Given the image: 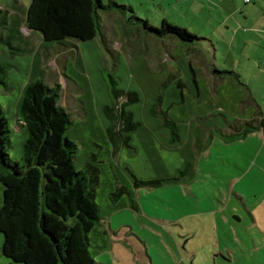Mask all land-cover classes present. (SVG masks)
Segmentation results:
<instances>
[{
	"label": "rangeland",
	"instance_id": "1",
	"mask_svg": "<svg viewBox=\"0 0 264 264\" xmlns=\"http://www.w3.org/2000/svg\"><path fill=\"white\" fill-rule=\"evenodd\" d=\"M30 1L18 0L19 12H26ZM117 1L121 4H131L140 18L148 17L155 27L161 25V10L155 7L151 0ZM262 2L264 3V0ZM250 5H254L253 2ZM148 8H157V11L152 13ZM263 10L258 8L259 13H263ZM169 13L164 12V15ZM126 18L122 20L115 13L103 14L101 29L109 40V48L105 46L102 35H98L96 39L78 45L79 54L69 56L66 68L62 66L60 69L65 82L72 79L78 85V89L72 92L70 102V88L67 87V91L64 88L61 97V103L73 109V124L66 134L79 146L76 168L80 169L84 161L90 158V151L99 152L101 159L100 162L94 163L101 169V183L97 188L96 201L100 207L102 225L88 233L87 242L95 264H213V257L217 264H264V175L260 173L259 161L254 164L252 159L241 157L243 150H236L240 165L243 168L250 166L255 170V181L248 182L246 179L238 182V195L232 193L230 187L229 191L221 192L218 185H227V170L230 167L236 168L234 164L223 159L224 163L219 165L220 171H205L203 174L202 163V168L189 173V165H185V160L193 159L195 155L189 145L191 141L181 151L170 152L166 148L168 138L164 139L162 134V131H166L168 135V129L161 126L160 117L154 118L148 114L150 103L161 95L162 108L177 122L184 140H187L188 128L185 121L195 118L193 123L199 122L200 126V120L196 119H204L207 111L212 114V122L218 121L221 125L225 124L223 115L246 118L243 116H249L254 111L253 105L246 106L250 92L256 94L259 102L264 104V67L255 69L249 66L248 62L244 65L242 62L240 70L243 71L246 81L232 80L233 85L228 82L215 87L198 74L196 85L191 78L188 56L183 48L176 47L175 40L146 38L139 27L133 26L135 24H126ZM184 19L187 20L181 22V25L188 26L189 31L194 33L196 22L188 16ZM177 22L180 23V20ZM23 30L29 31L26 26ZM207 31L201 29L197 32H201L199 36H203ZM214 39L216 41L217 36ZM27 42L33 46V51L18 52L11 56L7 44L0 40V61L11 64L7 86L0 89V104L11 129L12 145L9 154L13 160H20L24 139V129L15 122L16 102L22 86L43 73V61L45 64L48 62L45 54L53 55L57 49L51 46L54 42L44 40L36 31L30 34ZM199 47L212 51L207 41H203ZM216 47L221 48L219 44ZM110 48L115 49L113 54H110ZM238 48L233 49L235 56L250 55L248 46L242 53L238 52ZM168 51L171 52V57ZM257 52L264 56L262 49ZM217 53L216 62L221 67L225 54L221 50ZM155 58L160 64L156 63ZM192 58L195 64H204L203 57L197 51H194ZM49 64L45 74L47 77L53 74L49 77L50 81L59 80L61 75L57 76L52 58L49 59ZM226 68L230 69L228 66ZM217 70L221 71V68ZM176 73L186 82V87H178L176 79L170 78V74ZM110 77L116 81L117 88L136 90L140 94V101L127 107L133 112L134 119L141 123L131 133L129 147L122 146L115 154L109 152L110 161L114 164L112 169L119 178L112 173L108 164V154L104 148L109 143L105 139L104 123L97 114L98 111L104 119L102 107L110 101ZM216 91L219 96L215 98ZM180 92L185 95L183 101ZM82 106L87 109L85 117ZM153 126H156V132L153 131ZM146 131L152 136H148ZM197 133H200L199 128L193 127L192 138L196 137ZM139 136L148 139V144L141 142ZM213 146V158L222 157L216 144ZM223 151L226 152V148H223ZM232 152L229 154H234ZM136 155L137 159L134 158ZM160 156L166 159L168 165L162 167L163 163L158 159ZM175 160L180 170L179 174L176 171L175 179L167 178L162 181V185L149 188L142 186L137 180L165 176L169 173L168 167L173 171L172 161ZM125 167L133 171L130 173ZM213 167L216 168L215 165ZM116 179L120 183L128 184L136 207L129 206L133 199L127 194L119 197L115 203L110 200L116 198ZM186 181L190 183L186 184ZM135 182L139 184L138 187H134ZM215 249L226 257L220 254L215 256ZM190 252H197L199 256H190Z\"/></svg>",
	"mask_w": 264,
	"mask_h": 264
},
{
	"label": "trees",
	"instance_id": "2",
	"mask_svg": "<svg viewBox=\"0 0 264 264\" xmlns=\"http://www.w3.org/2000/svg\"><path fill=\"white\" fill-rule=\"evenodd\" d=\"M110 13L127 17L128 25L135 24L150 37L171 36L186 44L204 38L166 19H161V25L155 27L148 18H140L131 4L117 0H31L24 13L19 12L18 0H0V40L7 44L11 56L33 51L20 30L24 22L31 31L55 44L70 39L94 40L102 35L108 47L101 21L103 14ZM109 51L113 54L115 49ZM10 66L0 61V89L7 86ZM110 81V101L103 105L102 112L108 121L105 134L114 152L121 146L129 147L130 133L140 126L127 108L140 101V94L117 88L112 77ZM176 84L183 87L179 78ZM62 92V85L48 84L43 73L22 87L15 109V122L24 129L20 160L11 159L9 154L11 129L0 104L1 252L12 262L95 264L87 242L88 233L100 226L102 219L96 201L100 184V169L94 163L97 153L91 152L82 167L76 168L79 146L66 134L73 124V109L61 103ZM180 96H183L181 92ZM161 101V95L155 97L149 113L162 119L170 140L175 142L179 137L177 124L162 108ZM261 126L264 122L257 118L232 120L229 136H243ZM138 181L156 186L163 179ZM121 187H116V197L122 193Z\"/></svg>",
	"mask_w": 264,
	"mask_h": 264
},
{
	"label": "crops",
	"instance_id": "3",
	"mask_svg": "<svg viewBox=\"0 0 264 264\" xmlns=\"http://www.w3.org/2000/svg\"><path fill=\"white\" fill-rule=\"evenodd\" d=\"M151 1L155 5V7H159V9L161 10L160 19H166L175 24L178 23L177 20L178 21L180 20V23L178 24L181 25V22H184L185 20H187L184 18L188 16L189 19H193L196 22V24H194L195 29H196L194 33L199 35L202 33L201 32L199 33L197 31H201V29L208 30L207 32L203 33L204 38L200 42L193 43V44H186L182 42L180 43L178 39L171 37V36L163 37V38L175 40L176 47L179 46L180 48L184 49V52L188 56L187 63L189 64V67H190V63L192 66V68L190 67L191 78L196 85H198V79H197L198 74H200L206 81H208L211 86H215V87L220 83H228V82L229 84L233 85L232 80H236L237 82L246 81L245 80L246 78L243 76L244 75L243 71L240 70L242 62H243V65L245 64V62H248V65L255 69L257 67H260V68L264 67V56H261L257 52L259 49H262L264 51V12L259 13L258 11L259 7L264 9V3L262 2V0H249L248 2H245L244 0H151ZM251 2H253L254 5H250ZM142 3L143 2L141 1L140 4ZM149 10L152 13H154L155 10L157 11V8L149 9ZM163 11L168 12V13L170 12L168 14L169 16L164 15ZM123 18L124 16L121 17L122 20ZM25 26L26 25L23 22L21 24L20 30L22 34L26 36V38H29L30 34L33 33L34 31H31L26 26L29 31L24 32L23 28ZM142 33L144 34L146 38H153L156 40L160 39V38L150 37L149 35H146L143 31ZM215 36H217L216 41L214 39ZM203 41L208 42V44L212 48V51H210V49L207 50V49H204V48L202 49L199 47L203 43ZM85 42L86 41L76 42L70 39L68 41H65L59 44L51 43V46L53 48L54 47L57 48L55 50V54L53 55L50 54L49 56V54L46 53L45 59L48 58L46 59L48 62H46L45 64V62L43 61V74H45L46 69H48L47 67L50 66L49 59L52 58L54 62V66L57 69V76H59L60 74L61 77L59 76V80L56 79L54 81H50L49 77L51 76L52 73L50 74L49 77H47V74H45L46 80L48 84L50 85H52L55 82L60 83L63 87V92H64V88H65V91H67L66 89L67 87L70 88L71 91L69 90L70 91V95H69L70 98L68 99L69 102L71 101L72 92L74 91V89L75 91L76 89H78V85L72 79H69L67 82H65L63 80V75L60 73V69L62 68V66L66 68V64L69 59V56H75L79 54L78 45L84 44ZM217 44H219L221 48L216 47ZM246 46H248V52H250L249 56L247 57L245 55L235 56L233 49H236V47H239L238 52L242 53L247 49ZM176 47L172 49L174 50L176 49ZM219 50H221L225 54L223 60L221 61V67H219L217 64L218 62H216L218 59L217 52ZM194 51H197L200 54V56L203 57V63H204L203 65H197L194 63L193 58H192ZM168 54L171 57L170 51H168ZM64 58H65V63H64ZM242 59L244 61H242ZM156 63L160 64V62L157 59H156ZM226 66L230 67V69H227V68L225 69ZM52 68L53 67H51V70ZM217 68H221V71L217 70ZM225 71H233V73L225 72ZM9 75L10 74L8 72V78H9ZM250 77L253 80V76L251 75ZM170 78H174L176 80L178 78L181 79V83L183 85L182 88L187 86L186 82L183 81L182 78L179 76V73L170 74ZM252 80L250 81L252 82ZM181 93L183 94V96L182 98L180 96V98L183 101L185 98V95L183 92ZM214 95H215V98L218 97L219 92L216 91ZM247 105H253L254 107V111L252 112L251 115L243 116L246 118L229 117L227 115H223L224 120H225L224 125H221L218 121L212 122L211 120L212 114L208 111L205 113L204 119L202 118L200 119L199 117H197L196 120H200V126H199V122H197V124L193 123L194 122L193 120L195 118L191 119V121L190 120L185 121V123H187L188 125L187 132H186L187 140L183 139L181 133L179 132L178 125H177V131H178L179 137H178V140L175 142H172L170 140L169 133L167 135L166 131H162V134L165 136L164 139L168 138V141H169L168 146L166 148L170 150V152L174 150L181 151L184 148V146H186L188 142L191 141L189 142L191 143L189 145L191 149L194 151L195 155L193 159L187 158L189 160H185V165L187 166L189 165L188 166L189 173L194 172L195 169H199L200 167L202 168V163L204 164L203 166L204 169L202 168L203 174L205 171H207V173H215L216 171L221 170L219 169V165L221 163H224L223 159H227L228 162L233 163L236 168L230 167L227 170L228 183L226 186L218 185V189L221 192L230 190L232 193H236V195H238L236 191L238 190L236 189L237 183L243 180H246V179H248V182L250 181L254 182L256 178V172L253 169V167L249 166L248 168H243L240 165V162H239L240 157H238V155L235 154L237 153L236 150H243V152L241 153V157L242 158L245 157L250 160L252 159V161H254V164L255 162L259 161L260 173L261 175L262 174L264 175V126H261L259 129L249 132L243 136H239L235 138H231L229 136V134L231 133V128L229 127V123L232 120L242 121V120H249L252 118H257L259 121L264 122V104L259 102L258 96L256 94L252 92L248 94L246 106ZM83 109H84V106H83ZM83 113H84L83 114L84 117L87 116V109H84ZM166 113L169 116L167 111ZM97 114L99 116L100 121L104 123V133H105V127L108 121L105 119V117L104 119H102L103 116H101L98 111H97ZM148 114L154 118L159 117V116L151 115L149 113V109H148ZM133 117H134V114H133ZM201 123H203V125H201ZM161 126L165 127L163 125L162 119H161ZM154 127L156 126H153L152 129L154 132H156V128ZM193 127H196V128L198 127L200 133H197L196 137L192 138L191 135H192ZM131 133H130V136H131ZM146 134L150 137L152 136L149 131H146ZM139 137L141 138L140 139L141 142L145 143L146 145L148 144V141H149L148 139L145 140V138L141 136ZM105 139L109 143V145H107V147L104 148L108 154V158H107L108 164L111 167L112 173L115 174L116 177H118L115 170L112 169L114 164L110 161L109 152H112V154H115L116 152L119 151L120 148L116 149L113 152L112 145L108 141L106 134H105ZM214 144H216L218 152L222 155V157L219 156L218 158L216 157L213 158L212 155L214 153V146H213ZM233 146H234V152H232ZM223 148H226L227 151L226 152L223 151ZM230 151L234 154H229L231 153ZM91 152L93 151H90L88 155H90ZM135 152H136V149H135ZM95 153H97L96 161L100 162L101 159H100L99 152H95ZM134 158L137 159V155L134 156ZM158 159L163 163L162 167H164V165L165 166L168 165L164 157L160 156ZM217 159L218 160L222 159L223 161L220 162ZM154 160H157V159L154 158ZM172 164H173V171L171 170V167H168L169 173L165 174V176H161V178L159 179H163V180L167 178L175 179L176 171L178 172L180 170H178L179 166L177 165L176 160L172 161ZM213 165H215L216 168L213 167ZM206 167H209V168H206ZM125 168L128 169L130 173L133 171L132 169L130 170V168L128 167H125ZM99 169H100V166H99ZM100 173H101V169H100ZM179 177L180 175L177 177V179ZM196 177H197V174L195 171V178ZM100 183H101V178H100ZM136 183L137 182H135V184L133 183L134 187L135 185L136 187L139 186V184H136ZM189 183L190 181H186V184H189ZM114 184L116 185V187L122 186L121 188L123 191L122 193L118 195V197L114 199L110 198V200L113 203L117 202L118 198L121 196H124L125 194L131 196V199H133L131 190L128 187L127 183H122V182L120 183L119 180L116 179V182ZM141 185L148 187V188L154 187V186L147 185V184H141ZM160 185H162V183ZM156 186H159V185H156ZM228 187H230L229 190H228ZM129 206L136 207L134 199H133V202ZM234 216L238 217L236 215ZM101 222H102V219H101ZM100 225H102V223ZM2 240H3V237L1 236L0 237V264H11L13 262L7 259L5 256H3L1 252ZM203 249L206 250L205 247H203ZM196 253L197 252H190L189 254L190 256H194V255L197 256ZM218 254L222 255L223 257H226L221 251L219 250L217 251L215 249L214 255L216 256ZM212 259H213V264H217L215 258L213 257ZM15 263H18V262H15Z\"/></svg>",
	"mask_w": 264,
	"mask_h": 264
},
{
	"label": "built area",
	"instance_id": "4",
	"mask_svg": "<svg viewBox=\"0 0 264 264\" xmlns=\"http://www.w3.org/2000/svg\"><path fill=\"white\" fill-rule=\"evenodd\" d=\"M245 2H248L249 0H244Z\"/></svg>",
	"mask_w": 264,
	"mask_h": 264
}]
</instances>
